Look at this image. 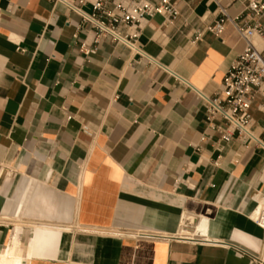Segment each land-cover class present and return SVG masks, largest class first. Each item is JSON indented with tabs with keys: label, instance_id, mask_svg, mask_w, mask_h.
Listing matches in <instances>:
<instances>
[{
	"label": "crops",
	"instance_id": "obj_1",
	"mask_svg": "<svg viewBox=\"0 0 264 264\" xmlns=\"http://www.w3.org/2000/svg\"><path fill=\"white\" fill-rule=\"evenodd\" d=\"M169 2L176 17L147 16L127 46L94 41L63 0H0V251L15 223L22 239L46 221L126 235L113 264H264V151L205 106L245 46L205 26L246 1ZM258 103L250 133L264 141ZM184 211L208 240L178 234Z\"/></svg>",
	"mask_w": 264,
	"mask_h": 264
},
{
	"label": "built area",
	"instance_id": "obj_2",
	"mask_svg": "<svg viewBox=\"0 0 264 264\" xmlns=\"http://www.w3.org/2000/svg\"><path fill=\"white\" fill-rule=\"evenodd\" d=\"M83 21L90 23L98 37L110 35L116 41L133 46L140 34L147 16L162 15L171 21L178 14L177 8L169 0H63ZM246 11L243 15L231 17L225 8H219V17L205 26V30L219 36L230 25L244 41L245 46L224 74L218 91L205 99L206 120L220 117L227 122L224 136L235 130L243 140L252 139L264 151V141L255 140L250 133L252 117L250 107L259 98L258 109L264 112V0H245ZM90 2L91 13H85L82 6ZM122 28L124 30H122ZM80 51L88 56L94 48L82 43ZM83 131L88 133L86 127ZM263 192L258 193V197ZM252 220L264 227V203L254 210Z\"/></svg>",
	"mask_w": 264,
	"mask_h": 264
},
{
	"label": "bare ground",
	"instance_id": "obj_3",
	"mask_svg": "<svg viewBox=\"0 0 264 264\" xmlns=\"http://www.w3.org/2000/svg\"><path fill=\"white\" fill-rule=\"evenodd\" d=\"M257 199L260 205L264 203V195ZM181 214L178 234L191 236L201 234L205 235L202 238L208 240L205 226L199 223L203 219L201 215L185 211ZM253 217H255L254 212ZM45 223L43 221L38 225L33 224L30 237L22 239L17 236L21 229L20 224L15 223L13 237L0 251V264H113L119 246L123 245L126 237L116 230L86 228L73 230L66 225L52 226Z\"/></svg>",
	"mask_w": 264,
	"mask_h": 264
}]
</instances>
